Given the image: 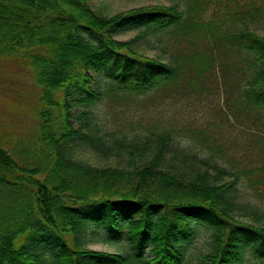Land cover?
Instances as JSON below:
<instances>
[{
	"label": "trees",
	"instance_id": "trees-1",
	"mask_svg": "<svg viewBox=\"0 0 264 264\" xmlns=\"http://www.w3.org/2000/svg\"><path fill=\"white\" fill-rule=\"evenodd\" d=\"M214 2L225 24L191 4L103 15L90 0H0V59L40 87L34 131L9 147L0 139V264H183L198 224L214 243L204 263L242 264L245 252L264 262V210L237 219L235 188L243 179L264 204V37L251 28L264 24V0ZM170 27L187 45L172 63L140 52L148 31ZM126 31L137 33L117 39ZM96 77L105 90L92 87ZM157 97L190 106L188 123L147 113ZM104 100L100 125L93 108ZM180 137L232 171L212 173ZM82 148L106 163L80 158ZM92 224L127 249L84 246Z\"/></svg>",
	"mask_w": 264,
	"mask_h": 264
},
{
	"label": "rangeland",
	"instance_id": "rangeland-1",
	"mask_svg": "<svg viewBox=\"0 0 264 264\" xmlns=\"http://www.w3.org/2000/svg\"><path fill=\"white\" fill-rule=\"evenodd\" d=\"M154 4H176L181 12L185 11L188 4H191L193 15H197V17L199 16L213 24H225L222 12L215 5L214 0H90L91 7L103 15H113L130 8ZM251 28L264 37L263 23L256 24ZM136 33L137 31H126L118 35L117 39L128 40ZM184 39L173 27L155 32L148 31L139 42V50L146 56L158 58L165 63H172L174 58L178 57L179 52L187 46ZM96 79L97 83L92 85L94 89L102 91L108 87L109 84L106 79L100 77H96ZM206 91V87L201 88V92L205 93ZM219 92L221 93V89ZM39 94L40 87L35 83L34 78H32L26 68L12 59H0V139L3 141L5 147H9L16 137H23L34 131L38 122L35 112L38 107ZM214 94L218 95L217 93H211L212 96ZM164 105L158 104L157 97L145 111L150 114L153 113V115L162 112L163 116H161L165 122H175L177 125L187 124V116L193 113L190 106L184 102L179 109L172 108L173 105H170L168 108ZM200 107L202 105L198 106V108L200 111H203ZM138 110L142 109L138 108ZM93 111L100 125L108 123L109 117L106 100L97 102ZM206 111H208V108ZM172 116L174 119L170 120ZM197 117L200 121L204 122L210 116L208 113L202 112L197 113ZM179 140L181 141V148L184 147L189 152L197 153L198 157L207 164L214 166L211 169L212 173L216 168L232 171L226 162L214 159L200 149L193 147L194 144L189 142L185 137H180ZM79 157L96 165L106 163L105 160L98 158L87 148L79 150ZM226 179L228 177H225L224 180ZM235 188L239 202L245 208V210L236 213L237 219L244 222H254L253 216L248 212L252 210L262 212L264 204L253 197L243 179L236 181ZM256 223L264 228V215ZM84 246L93 250L122 253L127 249L128 243L124 238L120 240L107 239L106 231L102 227L92 224L87 229L84 237ZM213 248L214 243L211 240L210 230L203 225H196L194 238L184 247L183 264H206L202 261V256L210 253ZM242 264H264V262L254 259L248 252H245Z\"/></svg>",
	"mask_w": 264,
	"mask_h": 264
}]
</instances>
